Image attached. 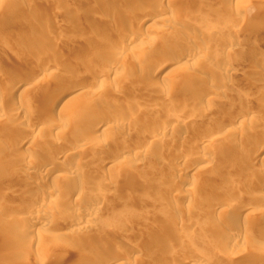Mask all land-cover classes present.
I'll use <instances>...</instances> for the list:
<instances>
[{"label": "rangeland", "instance_id": "obj_1", "mask_svg": "<svg viewBox=\"0 0 264 264\" xmlns=\"http://www.w3.org/2000/svg\"><path fill=\"white\" fill-rule=\"evenodd\" d=\"M19 1H10L17 13L24 8ZM29 1L44 7L50 5L49 0ZM125 1L127 4L120 6L115 0H68L73 9L81 13L88 11L96 17L85 19L89 22L88 27L100 29L95 33L98 36L93 43L79 37L83 40L80 48L69 43L78 41L67 31L66 24L71 21L67 13L57 18L50 11L34 14L33 19L23 20L25 24L11 26L21 31L34 26L31 31L28 30V37L20 38L19 48L14 49L11 55L28 56L32 50H41L44 57L55 60L61 66L49 78L34 70H25V75L32 76L31 81L37 80L40 85H51L60 78L80 79L86 84L91 79L86 69L109 67L110 60L102 56L107 50H112L111 58L121 61L119 71L122 73L105 77L104 83L95 91L82 94L67 107L50 108L48 104H41L35 109L38 112L36 115L58 121L76 117L83 119L80 130L90 137L91 143L80 149V157L76 161L55 158V163L63 169L77 166L80 176L45 180L44 188L58 185V193L45 204H37L34 209L32 205L40 199V191L33 190L30 183H23L15 177L20 174L21 168L9 167L11 177L0 179V264H38L40 259H43L41 264H53L58 256L63 255L77 257L84 264H93L97 253L104 248L113 251V254L120 252L123 255L116 264H186L184 258L191 257L202 259L206 264H217L215 261L218 260L221 264H233L229 259L234 253L245 258L252 251L264 249V201L258 199L264 191V182L260 181L264 177V160L256 164L261 173L254 168L241 169L239 164L252 154L257 144L253 135L264 134V78L254 73L257 67L264 65V0H143L145 8L137 12L130 7L133 0ZM242 9L241 15L245 20L237 26L235 11ZM152 10L168 11L170 16L165 22H157L150 27L141 26L140 32L151 43L143 41L134 45L130 42L128 47L116 51L115 48L126 38L123 27L132 25L139 16ZM99 18H106L107 21H100ZM38 20L42 25L34 23ZM234 29L237 34L232 38L239 42L240 47L233 53H225V35H232ZM201 33L208 34L197 37V41L191 40L192 34L197 36ZM210 33L212 36H209ZM45 35L55 39L57 36L65 44L56 49L49 41L42 42L40 37ZM85 35L93 34L87 31ZM168 39L175 42L171 44ZM185 42L194 50L208 47L213 52L208 54L209 50L204 60L199 61V65L194 64V67L189 61L192 64L190 68L188 65L173 66L172 63L159 70L153 68L154 54L170 47L165 54L176 55L183 50ZM0 48L3 51L9 49L2 41ZM86 50H90L91 54L89 64L81 63L78 58ZM11 55L0 57V68L10 69L13 64ZM221 66H229L234 72L227 75ZM189 69L201 78L203 88L180 87L179 83L189 74ZM211 77L215 81L207 83ZM246 79L256 87L245 83ZM219 81H225L227 88L213 95L204 94L203 90L209 86L217 88ZM169 88L172 92L164 94ZM256 89L260 90L256 92ZM225 100L229 104L221 108ZM143 101H148L149 105L143 106ZM136 108L142 119L131 128L120 130L112 126L103 130L99 126L107 119L125 117ZM249 111L256 113L253 120L244 123L238 130L225 131L227 133L219 138L215 136L206 144L193 141L194 137L213 133L217 124H227L234 117L248 115ZM44 113L46 115H42ZM3 120L11 121L9 116L3 117ZM170 122L177 125L173 131L182 139L177 141L176 135H171L175 136V140L170 146L148 141L142 145L143 154L139 159L128 155V148L124 150L126 146L131 147L134 141L150 137L156 128ZM245 134L251 137L240 138ZM72 138L75 140L78 137ZM11 140L10 136L0 139V151ZM58 140L69 141L63 137ZM25 145L20 147L22 151L38 156L39 147L25 149ZM231 151L233 154H230ZM121 154L126 158L120 160ZM202 154H212L216 164L226 165L229 162V166L214 172L198 162V168L194 170V161ZM223 154L227 158L231 155V159L224 160ZM186 155L190 160L194 159V163L190 162L193 165L183 173V179L192 181L187 189L171 182L165 172V167ZM101 161L107 164L100 166ZM42 173L41 170L36 173L24 170L22 176L30 182H37ZM248 174L253 175V181L246 182ZM71 183L84 185V192L76 193ZM101 191L107 195L106 199L97 204L96 212L86 218L84 224L85 219L76 213L81 214L91 208L93 198ZM184 192L191 195L188 201L180 197ZM245 192L250 196H244ZM233 197L244 204L254 203L258 209L248 217L242 214L224 216L203 209L214 200L217 204V200L224 202L223 199ZM130 207L138 211L131 212ZM49 211L54 213L48 220L49 224L40 225L36 231L23 232L21 227L26 226V221ZM65 212L71 213L75 221L72 231L67 233L59 225L57 227L58 219ZM215 225L223 229L240 226L249 230V235L243 240H225L216 231ZM176 228L187 232V237L176 233ZM137 247H143L144 251L135 253ZM244 264L249 263L245 261Z\"/></svg>", "mask_w": 264, "mask_h": 264}, {"label": "bare ground", "instance_id": "obj_2", "mask_svg": "<svg viewBox=\"0 0 264 264\" xmlns=\"http://www.w3.org/2000/svg\"><path fill=\"white\" fill-rule=\"evenodd\" d=\"M11 0H0V42L2 41L5 46H8L7 51H3L0 48V57H6V55H11L12 51L14 49L19 48V43H20V38H26L28 37V33L31 29L34 27H27L26 31H21V30H14L11 28V26L15 24H25V19H33L34 14H40L43 12H52V15L55 16V18L59 17L61 14L66 15L67 13L71 17V21L66 24L67 26V31L70 35H73L74 38L77 37L78 42H69L72 46H77V48H80L83 40L81 39L84 37L87 41H90L93 43L95 40H97V36L95 33L100 32V29L96 28L95 26H90L88 27V23L86 22V18H89L93 20L96 18L94 15L90 14L88 11H81L75 10L71 7L69 4L68 0H49L50 5L49 7H44L41 4L37 3H31L29 0H20L19 2L21 5L24 7L22 11L17 13L15 11L14 5L11 6ZM17 3V0H13ZM226 1V0H225ZM245 1V0H243ZM247 1V0H246ZM115 3L117 5H125L127 4V1L125 0H115ZM130 7L137 11H143L145 8V5L143 3V0H133L132 3L130 4ZM229 12H233L232 10L226 9ZM113 11V10H112ZM243 9L241 11H235L236 15H238V21L236 22V25L238 26L239 24L245 20V17L241 15L243 13ZM115 13V11H113ZM146 14V13H145ZM170 12H166L164 10H152L148 11L146 15L144 16H139L136 21L132 25L124 26L122 31L125 34V39L124 41L119 44L115 50L119 51L120 49H124V47H128L130 42H133L134 45H138L140 42H147L151 43V40L149 41V38H146L141 32L140 28L141 26H153V24L157 22H165L168 20ZM100 21H107L106 18H99ZM36 25H42L41 21H36L34 22ZM235 26V27H237ZM90 32L93 35L86 36V32ZM234 31V32H233ZM231 31V33H227L225 35L226 42L225 43V53L227 52H232L235 51L240 47V44L237 40L233 39L232 36L237 34V31L235 29ZM212 33V32H211ZM210 33L209 36H212ZM208 33H201L198 34L197 36L195 34H192L190 37L191 40L197 41V37L206 35ZM72 36V37H73ZM81 37V38H79ZM40 39L43 41H49L50 44L55 46L56 49H59L62 44L64 45L65 41L62 42L59 37L56 39L55 38H49L47 35L40 37ZM40 40V41H41ZM167 41H170L171 44H173L175 41H172V39H168ZM67 42V41H66ZM189 42V41H188ZM185 42L183 43V50L176 55H166L165 53L168 52L171 48L169 47L166 50H159L154 56L152 57V60L154 62L153 68L155 70H159L162 66L172 63L173 66H189L193 64H198L199 61H203L206 57V53L210 50L208 47L206 48H200L198 50H194L190 46V42ZM222 50V49H221ZM59 52V51H58ZM56 52V53H58ZM178 52V51H176ZM213 52V50H212ZM210 50V53H212ZM112 53V50H107L105 51L102 56L104 58H107L109 61V67L101 70H93V69H86V72L91 75V79L84 84L82 80L80 79H58V81L52 83L51 85H40L39 82L36 81H31L32 76L25 75V70H34L38 72L42 77L44 78H49L52 76V73L54 70L58 69L60 64L56 62L53 59H49L44 57V53H42L41 50H32L30 54L20 56L19 54L16 55H11L13 64L11 65L10 69L3 70L0 68V139H4L7 136H10L12 140L8 143L7 147L3 149V151H0V179L5 178L8 179L11 177L10 171L11 168L9 169L10 166H15L18 168H21L22 171L20 170V174L18 176H15L17 179L22 180L23 183H30L31 187L33 190L40 191L41 193L40 199L38 202L34 205H32V208L34 209L35 207H38L37 204L44 203L45 201L49 200L51 197L55 196L58 192V185L54 186H48L44 188L43 184L45 180L51 179L52 181L54 179L59 180V178H69L71 176H80L78 174L77 166L75 163L76 167H71L67 169H63L55 163V158L56 157H61L63 160L68 161L70 160L71 162L76 161L78 157H80V149L82 150L83 146H86L91 143L90 137L87 135L83 134L81 132V122L83 119L81 118H74L72 120H67V121H58L55 119H49L45 117H40L36 115L38 112L35 111L37 106L39 105H44L48 104L50 108L52 107H67V105L80 97L82 94L85 93H91L96 90V87L101 86L104 81L105 77L109 76L110 74L117 75L118 73L120 74V67H121V61L119 59H114L111 58L110 55ZM233 53V52H232ZM231 53V54H232ZM148 54H150L148 52ZM207 54V55H208ZM230 54V53H229ZM258 54V53H257ZM90 50H86L83 52V55L78 57L80 59L81 63L89 64L90 63ZM209 56V55H208ZM257 57V55H255ZM253 57V56H252ZM216 58V57H215ZM254 58V57H253ZM202 59V60H201ZM256 59V58H255ZM213 60H215L213 58ZM192 64H190V62ZM201 63V62H200ZM199 63V64H200ZM198 64V65H199ZM187 66V67H188ZM186 67V68H187ZM190 68V66H189ZM225 74H231L234 72V69L231 67L227 66H221L220 67ZM173 68H170L171 70ZM185 69V68H184ZM188 69V68H187ZM193 69V68H192ZM190 70V69H189ZM187 71V75L183 77V79L180 81L179 85L180 87H196L200 88L201 86L203 88V83L200 77L196 76L193 74V70L189 72ZM256 76L264 78V65H260L254 70ZM122 73V71H121ZM118 74V75H119ZM121 75V74H120ZM215 80L214 78H208L207 83H213ZM250 81V80H249ZM247 79L245 83L252 85V87H256L252 82H249ZM244 83V84H245ZM205 85V84H204ZM212 85V84H211ZM248 85V86H249ZM208 86V85H206ZM205 86V87H206ZM228 84L225 81H219L218 82V87L217 88H209L207 87L205 90H203L204 94L206 93L207 95H213L216 93L218 90H224L227 88ZM264 86V85H263ZM250 87V86H249ZM254 87V88H255ZM259 88V87H257ZM172 88L165 89L164 94L168 95L172 92ZM260 89H256V92ZM223 101L221 103V108L228 106L229 101ZM143 106H148L149 102L148 101H143L142 102ZM84 109V108H83ZM207 111V110H206ZM256 113L249 111L248 115L244 116H237L238 118L235 119H230L227 124L224 125H219L217 124V127L215 126V131L211 134L208 133V135L203 134L200 138H192L193 141L197 143H205L210 140L215 138H219L221 135H224L227 132H231L233 130H238L244 123L251 122L253 120V117ZM46 115V113L42 114ZM10 118V122H5L3 120V117H8ZM145 117V116H143ZM147 118V117H146ZM145 118V119H146ZM142 116L139 114L137 111V108L135 110H132L129 114H126L125 117L122 118H111L107 119L104 124H100L99 126L104 129H108L113 127L119 128L120 130H126L129 127L131 128L132 126L137 125L139 122H141ZM144 119V118H143ZM149 119V118H148ZM235 119V120H234ZM146 121V120H145ZM223 124V123H222ZM174 123L170 122V124L162 125L150 135V137L143 139V140H136L132 144L131 147L126 146L124 150H128L129 154L134 158H141L143 154V149H141L142 145H145L148 141H156L158 143H165L166 145H169L174 142L173 139L175 136L171 137V135H176L173 130H175ZM179 128L181 126H178ZM177 127V128H178ZM176 128V129H177ZM181 129V128H180ZM179 129V130H180ZM178 131V130H177ZM227 131V132H225ZM225 132V133H224ZM174 133V134H173ZM224 133V134H223ZM180 135V134H179ZM179 135H176V140L182 139V137H179ZM73 136H77L75 140H73ZM181 136V135H180ZM219 136V137H218ZM62 137L66 140H69L67 143H64L62 141H59L58 139H62ZM249 138L251 136L245 134L241 135L240 138ZM180 138V139H178ZM254 140H257V144L254 147L252 154L248 156L245 160L242 159L243 161L239 164L241 166V169L243 168L246 170L247 168H254L255 171L261 173L260 169L256 166L258 161L264 160V134L258 135H253ZM175 140V139H174ZM26 144V145H25ZM25 145V149H31V148H38V156H31L29 152L27 151H22L20 149L21 146ZM85 148V147H84ZM145 149V148H144ZM225 149V148H224ZM223 149V150H224ZM101 151V149H98ZM222 150V152H224ZM221 152V151H220ZM226 152V151H225ZM233 154L231 151L230 154ZM229 154V151H228ZM212 154L204 155L202 154L200 157L196 158L197 160L194 161L190 160L189 157L183 156L180 157L179 160H176L175 163H173L171 166L165 167V172L169 175V179L171 182L174 184H178L179 186H183L184 188L187 189L192 184V181H186L183 179L184 172L187 170L189 166H192L193 163L195 162L196 164L194 165V170H196L198 167L196 165L199 163H202V167L207 168L208 170H213L214 172L221 171L224 169V167L229 166V162L226 165L225 163L222 165V163L216 164V158L214 156H211ZM221 155V153H220ZM130 156V157H131ZM225 156L224 160L231 159L229 158L231 155H222ZM119 159L123 160L126 158V155L121 154L119 155ZM131 157V158H132ZM220 157V156H219ZM223 158V157H221ZM131 160V159H130ZM241 160V159H240ZM194 161V162H193ZM228 161V160H227ZM190 162H193L192 164ZM100 166H105L107 163L101 161ZM3 164V165H1ZM216 164V165H215ZM218 165V166H217ZM113 164L110 166L112 167ZM214 166H216L214 168ZM239 167V166H236ZM24 170L28 172H37L39 170L43 171L41 174V179L40 181L37 182H30L28 181V178L22 176V172ZM247 180L246 182L253 181L254 177L251 174H248L246 176ZM89 179V178H87ZM257 180V179H256ZM105 181H108L105 179ZM261 182H264V177H261ZM108 183V182H107ZM72 184V183H71ZM84 186V185H83ZM83 186H81L79 183H73L72 188L74 191L79 194H81L83 189H85ZM2 185L0 184V188ZM239 195V194H238ZM237 195V198H240L242 196ZM250 196L249 193L244 196ZM107 195L104 192H99L95 196L94 201L92 202V207L87 209L84 213H76L81 218L85 219L84 224L87 222L86 218L91 217L97 210V204H99L101 201L106 199ZM109 196V194H108ZM252 196V195H251ZM180 197L183 200L188 201L191 198V195L189 193H182ZM258 199L263 202L264 201V191L259 194ZM224 202H221L220 200H217L221 203H215L216 201L214 200V203L207 205L204 210H210L214 211L217 214L220 213L224 216L227 214H242L245 217H248L252 212L257 210V206H255L254 203H243L239 202L238 203L236 198H232L228 200L223 199ZM226 201V202H225ZM45 204V203H44ZM235 204L237 205L235 207ZM31 208V207H30ZM131 212H136L138 211L137 209H134L133 207H130ZM46 212V211H45ZM52 213L51 211L47 213H40L36 217H33L32 219H28L29 221H26V226H22V230L24 233H28L30 231H36L39 229L40 225L44 224H49L48 220L52 218ZM54 214V213H53ZM262 215L264 216V211H262ZM60 226V229L65 230L64 232H70L72 231L71 228L74 225L73 218H71V213H63L58 219ZM218 231L220 232V235H222L223 239L225 240H243L249 235V230L247 231L243 227H238V228H221L219 225L218 227L215 225L214 226ZM68 230V231H67ZM176 233H178L180 236L187 237V232L180 228L175 229ZM63 233V231H62ZM215 244H218V242H215ZM144 249L143 247H137L135 248V253H141L143 252ZM112 254L111 257H109V254ZM238 254V255H237ZM232 255L229 259L230 262L233 264H239L245 263V261H248L249 264H264V249L257 251H252L249 253L247 257H243L242 255H239L237 253ZM97 257L93 260V264H116L118 259L123 257V255L120 252H117L116 254H113V251L109 249H102L100 252L97 253ZM40 258V257H39ZM77 257H72V258H67L64 255L63 256H58L57 259L53 262V264H84L83 260H77ZM186 264H206L205 261L202 259L200 260L199 258H184ZM43 259H40L38 261V264L42 263ZM219 261V262H218ZM215 261L217 264H221L220 260ZM121 262V261H120ZM223 264V263H222Z\"/></svg>", "mask_w": 264, "mask_h": 264}]
</instances>
